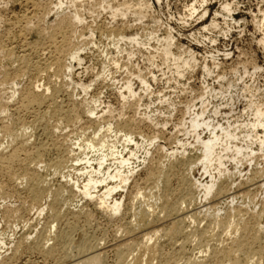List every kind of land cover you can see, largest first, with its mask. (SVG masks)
Masks as SVG:
<instances>
[{
	"label": "rangeland",
	"instance_id": "374dc122",
	"mask_svg": "<svg viewBox=\"0 0 264 264\" xmlns=\"http://www.w3.org/2000/svg\"><path fill=\"white\" fill-rule=\"evenodd\" d=\"M33 1L35 3H33ZM124 1L126 2L123 3V0H82V1L79 0L78 2L77 0L75 1L74 0L73 1L72 0H0V54H1L0 55V103H1L0 108L2 107L3 109V107H5L4 109H6L5 111L7 112L6 113L5 111H3L4 109L3 110L0 109L1 111L0 118H2L0 120V156L2 155V158H6L9 153H12L15 149H19L20 147H22L19 150L15 151L16 154L18 153L17 155L19 157L17 156V159L18 158L19 159L18 160L16 159L13 162L14 165H12V163H5L6 160L1 161V158H0V169L2 170V171L0 170L1 171L0 172V242L1 241L4 242V245L0 244V250H2L0 251V263H4V264L5 263L6 264H25V263L26 264H73L74 263L76 264L79 262V259H81L82 256L89 253V249L93 245L95 246V244L97 245L98 243L99 244L102 243L101 245L105 249L103 256H102V259H103L102 262L104 263L102 264L118 263V261L116 262V260H118L117 256H120V254H118L119 251L125 252L123 254V256L125 255L124 258L129 255L127 258H125L126 260L125 259L124 260L127 262H130V258L133 260L134 256H135L134 257L135 259L137 258L136 256L139 255V253L136 251V247L137 246L139 247L140 246L139 242H142L143 240L141 237L142 235L140 236L139 234H142L143 232H150L152 229L153 230L155 229V231L157 230L159 234H162L164 231H167L168 228H171V225L175 223L176 221L175 217L170 216V215L168 216L167 213L164 212L165 211L164 208L167 207L166 208L167 210L168 208H170V206H172L171 208L175 207L176 209H179L180 213H186V214L194 213V215L196 214L194 216L195 218L187 219L185 221L184 225L185 227L187 225V228H188V229L185 228L186 229L185 231L187 234L191 233V231L194 232L195 230L203 234L202 237H201V234L199 235L197 234L198 237L195 236V238L197 237L196 240H198L199 243L197 241H194L195 240L194 236L193 238L192 236L188 238L190 239V241L185 244L184 249H183V253L184 252L186 253V254L184 253L185 256L187 257L188 255L189 257L196 256L197 258V257L202 256V253H207L208 252L207 250L211 251L212 249H215V248L217 250L218 248L219 250H221V247L225 248V246H228V245L231 246V243L229 244V241L230 242L234 241L237 238H238L237 240H239L240 236L241 237L245 236L246 240L245 238L241 239L240 237L241 240L239 241H242L243 243H245L244 241L249 240L246 244H248L252 239H254L255 241L252 240L251 241L252 244L251 243L248 244L249 246L250 245L252 246V247L250 246L251 251L247 252L248 254L246 253L237 254V258L238 259L240 258L239 260L241 264L242 263L243 264H253L254 262H256L257 264H264V252H263L264 251V248H263L264 246V211H263L264 210V186H262V180H263L262 176L263 175L261 174L262 172H264V152L263 151L261 152L259 144L255 142V140H252V142L254 143L253 144L252 142L249 143L250 144L249 147L252 148V150L254 151V154L249 159L242 160L239 166L237 165V169H236L234 162L229 161L228 159L225 160L224 169L227 170L226 172L227 175L226 177L221 176L222 178L221 177L219 178L217 174V170L215 169L214 166H211L208 169L207 174L204 173L202 166L199 164L197 160V158L199 157V153L197 152L196 147H194L196 146L194 145L196 144L195 139H194L195 135L193 134L187 135L186 131L188 130V125L185 128L181 129L182 123L187 122L186 124H188L189 123L188 120H190V118H192L194 114L200 113L202 109L205 110L207 106L208 108L206 109L207 113L205 115V120L207 119V117H209L208 120H210L211 123L213 121L214 124L218 123L223 126L224 125L226 126L227 124L235 125L236 123L242 124L244 123V121L246 122L247 120L250 119L248 117L249 114L246 111H244V109L246 108V100L240 93H237V90L232 91L230 94L231 99L233 100V103L231 101L228 102L227 99L224 100L223 97L219 96V93L220 92L225 93L228 87L227 84L229 83L236 85V88H240L246 84L248 86H252L256 88L258 90L256 95L258 96V98H262V94L264 93V41H263V38H264V21H263L264 20L263 18L264 0H221V1L220 0H124ZM224 3H227L230 5V16L225 17V18L217 15L221 11V6ZM26 4L28 6H26ZM127 4L128 6L129 4L131 5L128 7ZM191 5L196 10L192 15H191L192 11L191 12L189 11ZM136 6H138V8ZM113 9L115 10L119 9L120 11L123 10L124 13L126 11L127 16L126 15L125 17L117 16V18L116 17L113 18L112 13L115 11ZM105 10H107L108 12ZM204 10L205 11L207 10V14L205 15V17L200 19V15H202ZM144 12H146L145 15H144ZM74 13L75 14L77 13L80 19L79 23H77L78 21L73 23L74 19L72 17L74 16L72 15H75ZM25 22L28 26H26ZM58 23H60V26ZM211 24H214V25H211ZM207 25L208 26L210 25V26L208 27ZM126 27L127 29H125ZM205 27L207 29H204ZM114 29H116L117 32H123V35L127 34L126 37H129L130 35H133V34H138L140 36V39L143 42L144 47H142V45L136 47V46L130 45L127 42L116 41V39L119 40L118 39L119 37L117 38L116 36L117 32ZM123 29L125 30L123 31ZM40 31L42 32L40 33ZM62 32H64V34ZM109 32L111 33L113 32L112 35L111 33L108 34ZM152 33L153 35L149 36V34H152ZM166 33L168 34L170 33L169 35L173 38L171 51H173L174 55L178 53L176 57H180L181 61H183V59L184 60L192 59V62L194 63V64L193 63L191 64L190 69L187 68L183 70L185 73L183 72L182 77H178L174 73V67H172L171 64H165L162 58L159 57L160 56L159 53L162 49V48H159L160 42L162 43L160 47H162L163 46L162 37L164 36L166 37ZM52 34L54 35V40H52L53 39ZM92 34L94 35L92 36ZM48 35L49 36L51 35V36L49 37ZM62 35H64L63 37L67 43H65L64 40L62 39L63 38ZM104 35H107L108 38ZM115 36L116 38H114ZM155 37L159 38L158 40L160 41H158L157 38ZM109 39L112 41H110ZM55 40H56V43H55ZM36 41L37 43H35ZM60 41L62 42L60 43ZM113 41H116V42H113ZM20 42H22L23 44L22 46H25V47L28 43L27 46L31 48V49L29 48L31 50V51L29 50V57L31 60L34 59L33 61L35 62L37 59H39V61L42 59L43 61L41 60L40 62L42 67H43L44 62L48 61L47 63L46 62L45 63L50 65V69L47 71L42 70L41 71L42 74H41L39 72L41 69L39 68L38 69L34 67H31V68L29 67L30 69L26 68L25 64L23 62H20L21 60L18 59V55H19L18 53L20 52L19 47H21V44L19 46H17V44H19ZM157 42H159V44ZM13 44L14 45L16 44V45L14 46ZM8 45L15 47L14 48L15 53L14 51L11 52L12 56L11 55L9 56V54L7 53L9 49ZM53 45L58 46L57 48H59V51ZM47 47L48 48L50 47V50ZM131 47H133V49ZM114 48L115 49L117 48V49L115 50ZM146 48H148L149 50L148 49L146 50ZM42 49L45 50L44 54L42 53L43 52ZM157 49L159 50V52H156L158 51ZM54 50L56 51L54 52ZM66 50L68 53L66 52ZM3 51L6 52L8 56L5 55ZM75 51L79 53V57L81 59L79 63L77 61L69 60L70 59L69 54ZM130 51L131 52L134 51L135 57L134 55L131 57H128L127 54H129ZM182 51H184L186 54L182 53ZM189 51L191 52L189 53ZM64 52H66L67 54H65ZM155 52L157 53L158 56H156ZM47 53L50 55L53 54V56H49ZM54 53H56V55H54ZM147 53H152L151 54L152 56L150 54L148 55ZM35 54L38 56H36ZM6 56L9 59L6 58ZM48 57L50 58L51 61L49 60ZM57 57L58 59H56ZM152 57L155 60L152 59ZM189 57H192V58H189ZM43 58H46V59L44 60ZM51 58H54V59H51ZM55 59L58 61L60 60L58 62L59 66L62 64L64 65V63L67 65L66 66L64 65V67L60 66L61 68L63 67L62 70L61 68L58 69V67L54 65ZM146 59H148L147 60L148 62L146 61ZM116 60H118L117 62L118 65L117 66L112 65V64H116ZM39 61L37 60L36 62H39ZM127 62H129V65ZM20 64L21 65L23 64V65L21 66ZM68 65L72 66V68L70 66V69H69L70 72L67 68ZM193 65H195L194 68H193ZM204 67L208 69L207 71L209 70L210 71L207 73L206 70H204ZM25 68L28 69V72ZM55 69L61 70L63 73H61V71L60 73H58L59 71ZM33 70L35 72L36 70H39V71L35 73ZM19 71H21V73ZM18 72H19V75L17 74ZM43 72L45 73L43 74ZM55 72H57L56 73L57 75L55 74ZM71 72H72V75L70 74ZM134 72L135 73L138 72L136 74V77L137 75L140 74L139 72H141L140 75L143 78H145V80H147V83H148L147 90L148 91H146V89H144L141 86L140 82L138 83L137 78L134 77L135 76ZM37 73H38V77L36 78ZM62 74H65V75H62ZM40 75L42 77H40ZM55 77H56V80L58 79L57 81L55 80ZM46 79H49V80L46 81ZM30 80H31V83H30ZM49 82L50 83L52 82L53 84H50ZM125 82L126 83L131 82L130 84L133 87L132 89L135 91L136 96L139 97V101H138V98L135 97L136 102L138 101L137 102L138 104L135 102V99L133 98L125 101L121 98V96H119L121 92L124 93V90L122 89V87L125 86L126 84ZM33 83H36L37 87L41 84H44L43 86H45L46 84L49 83V85H46L45 88L50 89L54 85L53 88L55 87L56 91H54L55 88L54 89L51 88L49 91H47L48 93L50 92L52 94L49 93L50 94L49 96L47 92L45 93L47 101L44 104L46 105H43L42 107L32 108L33 109L32 112H29V114L26 113L28 115H26L23 112H19L20 116L17 113H13L11 109L13 108V106H15L17 101H18L17 104L20 102L22 98V92L26 88H30L32 86L35 87ZM12 84L18 87L11 89L14 87V86H11ZM28 84H32V85L29 86ZM79 84L80 86H78ZM81 85L82 86L85 85L84 87L88 86L90 89H88L87 91H84ZM23 87H25V89ZM20 89L21 90L23 89L22 92ZM52 89L53 91L51 92ZM40 90H42V87L39 88L38 91ZM16 91L18 92L20 91V93L18 92L16 93ZM145 92L148 93V95ZM55 93H58V94L55 95ZM149 94H150V97H149ZM51 95L54 97H52ZM10 96L13 99L12 98L10 99L9 98ZM14 96H16L15 99H14ZM18 97H20V100ZM163 97L164 99L161 100V98ZM51 98H52V101L54 100L56 102L55 103L53 101L55 104L49 100ZM130 100L132 101V103ZM89 101H91L92 103L96 101L97 104L96 103L92 104ZM128 101H129V104L127 103ZM47 102L50 104H48ZM170 102H171V105H170ZM6 103H9V104L6 105ZM133 103L137 104L139 107H137V105ZM56 104H58L59 106H57ZM168 104L170 106L169 109L167 107ZM10 105L12 106L10 107ZM132 105H135V106H132ZM150 105L152 106L150 107ZM203 105L204 106L206 105V107H204ZM44 106L46 109L47 108L48 109L46 110ZM7 107H9L10 109L8 110L9 112L7 111L8 109ZM59 107L62 111L59 109ZM85 107L87 110L85 109ZM215 108L220 109L218 112V115H211L212 114L211 111H213ZM34 109L36 110V112ZM90 109L95 110L96 114L94 116H91L87 113V111ZM184 109H188V110H186L185 112ZM143 111L145 112V115ZM51 112L54 113L52 116H51ZM183 112H185L186 114H184ZM39 114L40 115L42 114V116H40ZM58 114L61 116H59ZM32 115L35 116V118H37L38 116L40 118L43 117L42 118L43 121L42 120L39 121L40 118L38 117L37 119L38 121L35 123L36 125L32 123V125L30 126V123H31L30 121L33 118ZM56 115L59 117H57ZM100 116L101 118L104 117L102 118L101 122L99 120L101 119ZM97 118H98V121H97ZM148 118H150L151 121H149ZM103 120H104V123H103ZM183 120L185 121L183 122ZM89 121H91L92 123H90ZM129 121L131 122L132 126L130 125ZM95 122L97 123L100 122V123L95 124ZM124 122L125 123L129 122L128 125H130V127L128 126L129 127L128 129L131 128L129 131L130 132L132 131L131 132L133 134L132 136L135 138L138 144L141 143V137H144L148 140L150 139L152 140L154 137H157V138L155 140L154 145L149 146V147L146 146L145 149H147L148 153L150 154V155L148 154L146 157H145V149L139 148L135 150V147L133 144L128 146V149H130L131 151L132 150L135 151L136 155L138 156V160L136 158L131 159L132 165L134 164V167H136L135 173L130 178V181L126 185L125 189L119 190L113 194V199L118 202H121L122 204L120 213L113 214L110 211L109 213L107 211H105L104 213V211L101 210L99 206H97L98 201H96L97 199L95 197L93 199L85 198V197L83 198L82 194L74 192L76 193L75 194L76 197H75L73 192H72L73 194L71 193V191L68 192L69 189H67L68 187L66 186V181L68 180V176L69 178H72L74 181L78 182V185H81L82 183H84L85 176L80 175L84 171L81 172L80 170H82L83 168H88L85 161H82L83 163L81 162L77 164L75 163L65 164V166L61 170H58L57 173L55 172L56 170L53 164L57 161L55 159H58V158L64 159L65 156H69L68 158L64 159L65 161H67L69 158H71V156L79 155L78 154L79 150L77 149L76 146H74V144H76V142L81 144L85 142V138L87 139V137L88 138L93 137V132H95V130L93 131V128H96V130H98L100 127H102L105 130L108 124H111L114 128H116L117 125L121 126L122 123ZM25 123H27L28 125H26ZM21 124H24V125H21ZM20 127L22 130H24V132L22 133L23 137L25 136V134L27 135L25 138H23L21 135L22 130L19 129ZM41 128L44 132L40 130ZM10 129L14 137L12 136L9 137L6 134L5 131L6 130L10 131ZM183 129H184V132L182 131ZM104 130L103 129L101 130L98 137L99 136L100 138L103 137L104 134L101 136L102 133H105V135L106 133H108V132H105ZM261 131H264V129L258 130L259 135L263 133ZM18 132L19 134L16 135V133ZM91 132H92V136H91ZM116 133L115 132L108 133L104 138L109 137V139L113 141L114 139L113 136L115 135L117 140L119 139L118 141H115V142L120 141L119 143H116L117 149L119 152H123L125 146H122L121 144H124L122 143L124 142V136H123L124 133L122 132H116ZM82 134L83 136L84 134L88 136L83 137ZM198 134H200L201 138H204V139L208 138V133L206 131L202 132L201 130H199ZM117 135L118 136L120 135V137L122 135L123 137L118 138ZM7 136L10 138V140H8L9 138ZM21 137L23 138L22 140H21ZM120 139L121 140L123 139V140L121 141ZM11 140L13 142L15 141V143H12ZM23 140H24V144H23ZM9 141L11 142L9 143V148H8L7 142ZM64 144H66L65 146H67V149H68V146L71 145V149L73 150L74 154L71 153L72 154L71 155L69 153V151L71 150L69 148L70 150L68 149V155H67V153H65L67 152V149L65 148ZM15 145L17 147H15ZM37 145L38 146L44 145V147L43 146L42 147L44 148L45 151L43 150V148L39 151L41 156L39 155V153L37 154L38 151L34 152V150H37V147H38ZM34 146H36V148ZM1 147L2 149L6 148V150L4 149V151H2ZM11 147L15 149H12ZM58 147H59V150H58ZM191 147H193V149L195 148L194 150L196 151H194ZM23 148L25 150H23ZM60 148L62 150L65 148V150L62 151ZM183 148L185 149L186 156L184 155V152L182 150ZM10 149H12V151ZM8 150H10L9 153H8ZM60 150L62 151V153L59 152ZM180 152H182L181 154L183 155L180 156ZM86 153L89 154V155L87 154L86 157L90 159L97 158V155L91 154L90 151H86ZM81 154H82V151H81ZM81 154L78 157L80 159H82V157L85 158V156ZM123 154L125 157H127L128 151H124ZM26 155L27 156L29 155V156L27 157ZM34 156H36L37 158ZM56 156H59V157L57 158ZM182 156H185L187 161L186 159H184V157L182 158ZM25 157L27 158V160L29 159L28 160L29 163L25 161L26 159ZM33 157L37 161L35 159L34 161H31L33 160ZM144 157L146 161L143 160ZM194 158L196 161L193 160ZM20 160L23 163H21ZM189 161H192L194 165H191L192 163H190ZM4 163L7 164L6 168L4 167L5 166ZM187 163L188 165H191V167L190 166L188 167ZM92 164L94 167H96L95 163H92ZM34 165L35 167L36 165H38L37 168H35ZM70 165H76V171L70 168H66L67 166L69 167ZM160 166H162L163 168ZM115 167H116L115 162L109 159L103 168L106 171L110 169V171L112 172L114 171ZM28 170L31 173H29ZM34 171L37 174L38 173L39 174L37 175ZM158 171L160 174H162L161 175L162 178L159 183L156 182L155 184L154 177H156ZM26 173L34 174L35 176H38L37 177L38 180L35 183L32 182L33 183L32 184L31 182L27 180V178H25ZM151 173H153L152 176L149 175ZM154 173H156L155 176H153ZM159 173L157 176L160 175ZM165 177L168 179H166ZM13 178L14 180H11ZM211 178L213 179L214 182H216V187L214 188L212 193L209 195V197H206V198L204 197L203 193L201 192L202 191L201 188L198 189L196 187L198 189L197 190L195 187H192L193 183L195 182L203 184V183L209 182ZM24 179H25V182H24ZM38 182H39V185H38ZM221 185L223 186L225 185L223 187L224 188L223 190L225 192H218L219 186ZM37 186L38 188H40L39 189L40 192L41 193L43 192V193H42V196L40 195V197H42L41 199L38 198L37 201H34V200H31L33 199V196L31 194V188L36 189ZM225 187H227V190L225 189ZM45 190L46 191L48 190V191L44 193ZM103 190H104L103 188L98 189L99 193L103 192ZM51 191H53V193H51ZM55 191L56 192L58 191V192L56 193ZM55 193L60 194L58 195V198ZM166 195H169V199H168V196ZM51 196H53V198L56 196V198L52 200L53 198ZM189 196H193V199H194V201L192 200L193 202H191V199H189L190 198ZM138 197H140L141 200L143 197V200H144V202L142 200L144 204L143 206H141L140 204L141 200H139ZM149 204L152 206L150 207V209L152 208L153 210L152 209L151 210L156 213H154L153 218L151 217L152 220L150 219L151 221L149 223V227H150L149 229H146L144 227L140 228L138 227L139 218H140L139 217L140 216L139 207L145 208L148 210ZM38 211L39 212L42 211V213H39ZM236 211L240 212L242 216L241 215L239 216L240 213L238 214ZM260 212H262V214ZM72 213L73 215L75 216L77 215L78 217L71 215ZM131 213L132 215L134 214V216H132ZM208 215H210L211 217ZM258 215H260L261 217L259 218ZM216 216H218L217 218L221 219L222 222L223 220H228L231 223L232 222L235 223V221H238L239 218H242L243 223H242V226L239 225L237 227V232L235 231V233L233 234V231H234L233 228L231 229V231L230 229L228 231V229L226 228L225 224L228 221H224L222 225L220 224V226H218L219 229H214L215 223H213L214 221L213 219ZM235 216L236 217L238 216L237 220H235L236 219ZM206 217H209V218H206ZM257 217H258V222H257ZM153 219L155 221H153ZM188 220L189 221L193 220L192 221L193 224H191V222L188 223L189 222ZM209 221H212V222H209ZM243 224L245 226H248V228L250 229L249 231H251L254 235L253 234L251 235L250 232L248 231L247 232L243 231L242 229L244 226ZM128 225H130L129 229H127L128 227H126ZM249 225L250 227L251 226L255 227L252 229L254 232L251 230L252 227L250 228ZM133 226L136 229L140 228L139 229L140 231L135 230ZM221 226L223 227L225 226V229L227 230H224V228ZM52 227H55V228L52 229ZM208 228H212L211 229L212 231H209L210 229ZM215 228L217 227L215 226ZM130 229H131V232H130ZM46 230L47 232L45 233ZM203 230L206 233L202 232ZM64 231L67 234L69 233L68 236L66 234V237L68 238H66L64 242L60 240L59 243H61L62 245L60 244L59 246L57 244L59 240L58 238H55L58 235H55V234H60V233L64 234ZM128 231L129 233H125ZM48 232L49 234L51 233L48 236L50 237V240H48L49 238L47 237ZM213 232L215 234L213 235L217 237H213V235L211 234ZM228 232L229 233L231 232V233L229 234ZM255 232H257L258 235ZM43 234H46V235H43ZM209 235H211L210 236L211 238H209ZM251 236L252 237L254 236V237L251 238ZM256 236L258 237L257 239H256ZM53 238H55V240L57 241L55 240L52 241ZM67 240L69 241V243ZM163 240L164 238L163 239L161 238L160 240H158V242L160 246H162L161 247L163 250L162 254L164 255L165 252L166 253L168 252V255L165 254L167 255V257L165 255L164 256L162 255L161 256L162 258L159 260L162 261L163 258H165V260L166 259L172 260L171 256L172 257L175 256L173 250H175L176 243L170 242L168 241V239L167 240L165 239L164 242ZM39 241L42 242V244L41 243L38 244ZM133 242L137 243L138 245L136 244L135 246H133L132 244H130ZM143 242H145V240H143ZM168 242L172 243L171 246H173L174 244V247H171L170 243ZM194 242L196 243V245ZM203 242H206V245H204L205 243ZM253 242H255V244ZM43 244H46L47 246ZM65 244L67 245L64 248L63 245ZM121 244H123L124 246ZM162 244L165 246H163ZM41 245H43V248ZM57 245L59 248H61L62 246L63 247L59 250V248L56 247ZM119 245L124 248L126 247V245L127 247L128 245L133 246V247L129 248L130 251L129 250L128 251L130 253L126 254L128 252L126 250L127 247L125 248L126 250L125 251L124 248L123 249L122 247L120 248ZM48 246H52L54 250L56 248L55 252H58L59 254L54 252L55 254L44 256L46 252L44 248L49 249ZM87 246L88 248H86ZM202 246L204 247L203 249H202ZM16 247L18 248V250ZM39 247L40 249H37V252H36V248H39ZM138 247H137V250H139ZM210 247L212 249H208ZM132 248H134L135 250H132ZM205 249H206V252H205ZM39 250L40 251L42 250V251L39 252ZM86 250L88 251L86 252ZM59 251H61V253ZM131 251H134V252L131 253ZM172 251L173 253H170ZM199 252L201 255L199 254ZM37 253L43 255L42 258L44 259L46 258V259L45 260L42 259L41 255ZM248 256L250 259L251 257L253 258V262H252V259L251 261L250 259L248 260ZM54 258H55V261H53ZM214 258L215 260L218 259V258L216 259V257ZM144 259L145 261L148 260L146 259V257H144ZM44 261H47V262H44ZM145 261L142 260L143 263L141 262V264H145L148 262V261L147 262ZM161 261L156 260L152 262L154 264H160ZM183 261L184 259L181 260V262ZM244 261L246 263H244Z\"/></svg>",
	"mask_w": 264,
	"mask_h": 264
},
{
	"label": "bare ground",
	"instance_id": "6f19581e",
	"mask_svg": "<svg viewBox=\"0 0 264 264\" xmlns=\"http://www.w3.org/2000/svg\"><path fill=\"white\" fill-rule=\"evenodd\" d=\"M73 1V0H72ZM75 1V0H74ZM79 0H77V2H78ZM80 1H82V0H80ZM221 1V0H220ZM31 2V1H30ZM116 2V1H115ZM124 2H126V1H124L123 0V3ZM33 3H35L34 1H33ZM130 3V2H129ZM159 3V2H158ZM136 4V3H135ZM34 5V4H33ZM109 5V4H108ZM122 5V4H121ZM131 4H129V6H130ZM26 6H28L27 4H26ZM31 6V5H30ZM35 6V5H34ZM34 6H33V8H34ZM124 6H126V5H124ZM127 6H128V4H127ZM128 6V7H129ZM150 6V5H149ZM107 7V6H106ZM118 7V6H117ZM121 7V6H120ZM137 8H138V6H136ZM126 8V7H125ZM134 8V7H133ZM24 9V8H23ZM140 9V8H139ZM185 9V8H184ZM109 10V9H108ZM113 10H115V9H113ZM112 10V11H113ZM125 10H127V9H125ZM133 10V9H132ZM146 10H147V8H146ZM105 11H107V10H105ZM112 11H111V13H112ZM189 11L191 12L192 11V13H191V15L196 11L195 9H194V7L191 5V7H190V9H189ZM199 11V10H198ZM108 12V11H107ZM110 12V11H109ZM137 12V11H136ZM139 12V11H138ZM189 12V13H190ZM145 13L146 12H144V15H145ZM233 13V12H232ZM12 14V13H11ZM75 14V13H74ZM141 14V13H140ZM207 14V10L205 11H203V13H202V15H200V19H202L203 17H205V15ZM112 15H113V18L114 17H116L117 18V16H121V17H125V15H126V11H125V13H124V11L122 10V11H120L119 9H116L113 13H112ZM133 15H135V14H133ZM218 16H221V17H229L230 16V5L229 4H227V3H224L222 6H221V11L217 14ZM45 16V15H44ZM72 16H74V17H72L73 19H74V21H73V23H75V22H77V23H79V21H80V19H79V17H78V15H77V13L75 14V15H72ZM111 16V15H110ZM127 16V15H126ZM138 16V15H137ZM42 17V16H41ZM112 17V16H111ZM144 17V16H143ZM181 17V16H180ZM72 18H71V20H72ZM145 18V17H144ZM155 18V17H154ZM263 18H264V15H263ZM37 19V18H36ZM39 19V18H38ZM70 19V18H69ZM195 19V18H194ZM215 19V18H214ZM137 20H138V18H137ZM25 21H26V19H25ZM28 21V20H27ZM114 21V20H113ZM143 21V20H142ZM154 21V20H153ZM182 21H184V20H182ZM264 21V20H263ZM155 23V22H154ZM185 23V22H184ZM189 23V22H188ZM25 24H26V22H25ZM59 24V26H60V23H58ZM211 25H214V24H211ZM218 25V24H217ZM26 26H28L27 24H26ZM58 26V25H57ZM62 26V25H61ZM208 26V25H207ZM210 26V25H209ZM208 26V27H209ZM25 27V26H24ZM212 27V26H211ZM57 28V27H56ZM59 28V27H58ZM125 29H127V27L125 28ZM125 29H123V31L125 30ZM204 29H207L206 27L204 28ZM212 29V28H211ZM45 30V29H44ZM115 31H116V29H114ZM121 30V29H120ZM10 31V30H9ZM58 31V30H57ZM119 31V30H118ZM211 31V30H210ZM42 31H40V33H41ZM44 32V31H43ZM46 32V31H45ZM92 32V31H91ZM117 32V31H116ZM144 32V31H143ZM165 32H167V31H165ZM169 32V31H168ZM39 33V32H38ZM56 33V32H55ZM63 34H64V32H62ZM70 33V32H69ZM111 32H109L108 34H110ZM113 33V32H112ZM112 33H111V35H112ZM136 33V32H135ZM19 34V33H18ZM107 34V33H106ZM140 34V33H139ZM142 34V33H141ZM148 34V33H147ZM168 33H166V37L164 36V37H162L163 38V40H162V42H163V46L162 47H160L161 46V42H160V46H159V48H162L161 49V51H160V58H162V60L164 61V63L165 64H171L172 65V67H174V73L178 76V77H182V75H183V70H185V69H187V68H191V64L193 63L192 62V59H190V60H184L183 59V61H181V58L180 57H176L177 56V54L178 53H176V55H174V53H173V51H171V48H172V43H173V38L168 34ZM39 35V34H38ZM41 35V34H40ZM53 35V34H52ZM67 35V34H66ZM94 34H92V36H93ZM126 35L127 34H125V35H123V32H117L116 33V36H117V38L119 39V40H117L116 39V41H122V42H127V43H129L130 45H132V46H136V47H138V46H140V45H142V47H144L143 46V42H142V40L140 39V36L138 35V34H133V35H130L129 37H126ZM150 35H153V33L152 34H149V36ZM9 36V35H8ZM49 36V35H48ZM51 36V35H50ZM49 36V37H50ZM64 35H62V37H63ZM104 36H106L107 37V35H104ZM116 36L114 37V38H116ZM191 36V35H190ZM41 37V36H40ZM53 37V39L52 40H54V35L52 36ZM51 37V38H52ZM66 37V36H65ZM143 37H144V35H143ZM148 37V36H147ZM13 38V37H12ZM51 38H49V39H51ZM108 38V37H107ZM110 38V37H109ZM112 38V37H111ZM113 38V39H114ZM150 38V37H149ZM155 38H157V37H155ZM161 38V37H160ZM182 38V37H181ZM63 40H64V42L65 43H67L66 41H65V39H64V37L62 38ZM61 39V40H62ZM159 38H157V40H158ZM72 40V39H71ZM110 40V39H109ZM115 40V39H114ZM151 40H153V39H151ZM110 41H112V40H110ZM116 41H113V42H116ZM148 41V40H147ZM158 41H160V40H158ZM176 41V40H175ZM263 41H264V38H263ZM8 42V41H7ZM22 42H23V40H22ZM22 42H20L19 44H17V46H19L20 44H21V47H19V50H20V52L19 51H17V52H19L17 55H18V59L19 60H21L20 62H23L24 64H25V67L26 68H31V67H34V68H36V69H41L40 71L39 70H36V72L37 71H39L40 73H41V71L43 70V71H47V70H49L50 69V65L49 64H46L45 62H44V64H43V67H42V65H41V60L39 61V59H37L39 62H34L33 60H31L30 59V57H29V50L31 49L29 46H27L28 45V43H27V45H26V47L25 46H22L23 44H22ZM62 41H60V43H61ZM35 43H37V41L35 42ZM52 43H53V41H52ZM55 43H56V40H55ZM64 43V44H65ZM158 44H159V42H157ZM263 43V42H262ZM59 44V43H58ZM57 44V45H58ZM73 44V43H72ZM112 44V43H111ZM14 45V44H13ZM16 45V44H15ZM14 45V46H15ZM56 45V44H55ZM129 45V46H130ZM174 45H176V44H174ZM9 46V45H8ZM8 46H6V47H8ZM51 46V45H50ZM54 46V45H53ZM128 46V47H129ZM152 46V45H151ZM11 47V48H10ZM28 47V48H27ZM32 47H33V45H32ZM39 47V46H38ZM42 47V46H41ZM54 47H58V46H54ZM54 47H52V48H54ZM116 47V46H115ZM119 47V46H118ZM117 47V48H118ZM147 47V46H146ZM148 47H149V45H148ZM158 47V46H157ZM4 48V47H3ZM15 47H13V46H9V49H8V51H7V53L9 54V56L11 55V52H13L15 49H14ZM17 48V47H16ZM30 48V49H29ZM43 48V47H42ZM48 48V47H47ZM56 48H54V49H56ZM70 48V47H69ZM77 48V47H76ZM79 48V47H78ZM116 48V49H117ZM132 49H133V47H131ZM151 48V47H150ZM154 48V47H153ZM158 48V49H159ZM46 49V48H45ZM49 50H50V47L48 48ZM48 49H47V51H48ZM58 49V51H59V48H57ZM63 49V48H62ZM115 49V48H114ZM115 49V50H116ZM136 49V48H135ZM148 48H146V50H147ZM155 49V48H154ZM157 49V50H158ZM3 50V49H2ZM7 50V49H6ZM43 50V49H42ZM53 50V49H52ZM78 50V49H77ZM81 50V49H80ZM79 50V51H80ZM122 50V49H121ZM129 50V49H128ZM137 50V49H136ZM145 50V49H144ZM149 50V49H148ZM160 50V49H159ZM159 50L158 51H156V52H159ZM185 50H186V48H185ZM5 51V50H4ZM3 51V53H5V55H7L8 56V54L6 53V52H4ZM31 51V50H30ZM44 51L45 50H43V54H44ZM56 50H54V52H55ZM61 51V50H60ZM69 51V50H68ZM74 51V50H73ZM138 51V50H137ZM66 52H67V50H66ZM66 52H64L65 54H67ZM71 52V51H70ZM81 52V51H80ZM117 52V51H116ZM142 52V51H141ZM146 52H148V51H146ZM155 52V54H156V56H158L157 55V53ZM191 51H189V53H190ZM14 53H15V51H14ZM49 53V52H48ZM47 53V54H48ZM50 53H51V51H50ZM57 53V52H56ZM56 53H54V55H56ZM60 53V52H59ZM123 53V52H122ZM182 53H185L184 51H182ZM188 53V54H189ZM32 54H33V52H32ZM40 54V53H39ZM42 54V55H43ZM102 54V53H101ZM142 54V53H141ZM148 55L150 54H152V53H147ZM186 54V53H185ZM184 54V55H185ZM1 55V54H0ZM4 55V54H3ZM36 55V54H35ZM49 56H53V54L52 55H50V54H48ZM108 55V54H107ZM128 55V57H131V56H133L134 55V51L133 52H129V54H127ZM191 55V54H190ZM189 55V56H190ZM194 55V54H193ZM214 55V54H213ZM6 56V58H8ZM12 56V55H11ZM36 56H38V55H36ZM152 56V55H151ZM154 56V55H153ZM182 56H183V54H182ZM43 57V56H42ZM47 57V56H46ZM55 57V56H54ZM69 57H70V61L72 60V61H77L78 63H79V61L81 60L80 59V57H79V53L77 52V51H75V52H73V53H70L69 54ZM68 57V58H69ZM134 57H135V55H134ZM147 57V56H146ZM145 57V58H146ZM149 57V56H148ZM159 57H158V59H159ZM193 57V56H192ZM192 57H189V58H192ZM5 58V57H4ZM11 58V57H10ZM32 58V57H31ZM36 58V57H35ZM38 58V57H37ZM41 58V57H40ZM49 58V57H48ZM60 58V57H59ZM66 58V57H65ZM151 58V57H150ZM186 58V57H185ZM204 58V57H203ZM3 59V58H2ZM9 59V58H8ZM15 59H16V57H15ZM17 59V60H18ZM44 60L46 59V58H43ZM51 59H54V58H51ZM56 59H58V57L56 58ZM54 60V65L55 66H57L58 67V69H60L61 67L60 66H63L64 67V65L66 66L67 64H65L64 63V65L62 64V65H60L59 66V61L58 60ZM133 59V58H132ZM152 59H154L153 57H152ZM187 59V58H186ZM196 59V58H195ZM49 60H50V58H49ZM107 60V59H106ZM148 59H146V61H147ZM155 60V59H154ZM43 61V60H42ZM51 61V60H50ZM61 61H63V60H61ZM128 61H129V59H128ZM150 61V60H149ZM152 61V60H151ZM18 62V61H17ZM112 62H113V60H112ZM117 62H118V60H116V64H112V63H110V64H112V65H118L117 64ZM148 62V61H147ZM161 62V61H160ZM51 63V62H50ZM70 63H72V62H70ZM128 63V65H129V62H127ZM209 63V62H208ZM212 63V62H211ZM219 63V62H218ZM15 64V63H14ZM52 64V63H51ZM61 64V63H60ZM69 64V63H68ZM194 64V63H193ZM197 64V63H196ZM11 65V64H10ZM21 65V64H20ZM23 65V64H22ZM21 65V66H22ZM127 65V64H126ZM198 65V64H197ZM54 66V67H55ZM70 66L71 65H68V70L70 69ZM115 66V67H116ZM155 66V65H154ZM194 66L195 65H193V68H194ZM205 66H207V65H205ZM212 66V65H211ZM51 67H52V65H51ZM63 67L61 68V70L63 69ZM132 67V66H131ZM156 67V66H155ZM201 67V66H200ZM25 68V69H26ZM29 68V69H30ZM66 68V67H65ZM64 68V69H65ZM71 68H72V66H71ZM103 68H104V66H103ZM108 68V67H107ZM121 68H122V66H121ZM127 68V67H126ZM130 68V67H129ZM192 68V69H193ZM196 68V67H195ZM19 69V68H18ZM21 69V68H20ZM23 69H24V67H23ZM117 69V68H116ZM132 69V68H131ZM130 69V70H131ZM137 69V68H136ZM161 69V68H160ZM167 69V68H166ZM234 69V68H233ZM4 70V69H3ZM27 70V72H28V69H26ZM55 70H57V69H55ZM54 70V71H55ZM61 70H57V71H59L58 73H60V71ZM128 70V69H127ZM170 70V69H169ZM204 70H206V72L208 73L209 71H207L208 69L206 68V67H204ZM235 70V69H234ZM18 71V70H17ZM17 71H15V72H17ZM25 71V70H24ZM34 71V70H33ZM65 71H67V70H65ZM71 71H72V69H71ZM163 71V70H162ZM20 73H21V71H19ZM19 72L17 73L18 75H19ZM31 72V71H30ZM35 72V71H34ZM35 72V73H36ZM53 72V71H52ZM69 72H70V70H69ZM69 72H68V74H69ZM187 72V71H186ZM39 73V74H40ZM45 72H43V74H44ZM54 73V72H53ZM57 72H55V74H56ZM61 73H63L62 71H61ZM128 73H129V71H128ZM132 73V72H131ZM138 73V72H137ZM137 73H135L134 72V77H136V74ZM140 74H141V72H139ZM185 73V72H184ZM243 73H244V71H243ZM42 74V73H41ZM71 75H72V72L70 73ZM137 75V80H138V83L140 82V84H141V86L144 88V89H146V91H148L147 89H148V83H147V80H145V78H143L141 75ZM161 74V73H160ZM17 75V76H18ZM21 75V74H20ZM57 75V74H56ZM55 75V76H56ZM61 75V74H60ZM59 75V76H60ZM62 75H65V74H62ZM70 75V76H71ZM130 75V74H129ZM5 76V75H4ZM131 76V75H130ZM170 76V75H169ZM213 76V75H212ZM38 77V73H37V76H36V78ZM40 77H42L41 75H40ZM68 77V76H67ZM185 77V76H184ZM218 77H219V75H218ZM3 78V77H2ZM47 78H49V77H47ZM53 78V77H52ZM59 78V77H58ZM69 79H70V77H69ZM175 79V78H174ZM49 79H46V81H48ZM55 80H56V77H55ZM58 80V79H57ZM56 80V81H57ZM154 80H156V79H154ZM41 81H42V79H41ZM105 81V80H104ZM231 82V81H230ZM241 82V81H240ZM30 83H31V80H30ZM41 83V82H40ZM45 83V82H44ZM50 83V82H49ZM49 83L48 84H46V85H49ZM95 83V82H94ZM115 83V82H114ZM126 83V82H125ZM131 83V82H130ZM130 83H126L125 84V86H123L122 87V89L124 90V93H122L121 92V94L119 95V96H121V98L123 99V100H128V99H131V98H133V99H135V97H137L138 98V101H139V97L138 96H136V93H135V91L132 89L133 87H132V85L130 84ZM235 83V82H234ZM50 84H53L52 82L50 83ZM55 84V83H54ZM69 84V83H68ZM29 86L30 85H32V84H28ZM27 85V86H28ZM33 85H35V87L34 86H32V87H30V88H26L25 89V87H23L25 90L22 92V90H21V92H22V98H21V100H20V97H18L19 98V100H20V102L17 104V102H16V104H15V106H13V108L11 109L12 110V112L13 113H17L18 115H19V112H23V113H28L29 114V112H32V108H34V107H42L43 105H46V104H44V103H46V101H47V98H46V96H45V93L47 92V91H49L51 88H53V86L50 88V89H48V88H45L46 87V85L45 86H43L44 84H41V85H39L38 87L36 86L37 84L36 83H33ZM61 85V84H60ZM90 85V84H89ZM221 85V84H220ZM228 85V87H227V91H225V93L224 92H220L219 93V96L220 97H223V99L224 100H226L227 99V101L229 102V101H231L232 103H233V100L231 99V96H230V94H231V92L232 91H234V90H237V93H240L244 98H245V100H246V108L244 109V111H246L248 114H249V120H247L246 122L244 121V123H242V124H235V125H231V124H227L226 126L224 125H220V124H214V122L212 121V123H211V121L210 120H208V118L209 117H207V119L205 120V115H206V113H207V111H206V109L208 108V106L206 107V105L204 106V107H206L205 108V110L204 109H202L201 111H200V113H198V114H194V116L192 117V118H190V120H188V124H186V123H182V121H181V129L182 128H185L187 125H188V130L186 131L187 132V135L188 134H193V135H195V143L196 144H194V145H196V146H194V147H196V149H197V152L199 153V157L197 158V160H198V162H199V164L202 166V169H203V171H204V173L205 174H207L208 173V169L211 167V166H214L215 167V169L217 170V174H218V176H219V178L221 177V176H225L226 177V172H227V170L226 169H224V167H225V160H229V161H232V162H234V164H235V166H236V169H237V165L239 166V164L241 163V161L242 160H244V159H249L253 154H254V151L252 150V148L251 147H249V143H251L252 142V140H255V142H257L258 144H259V147H260V150H261V152L263 151L264 152V131H261V132H263L261 135H259V133H258V130L259 129H264V93L262 94V98H258V96L256 95V93L258 92V90L256 89V88H254V87H252V86H248V85H243L242 87H240V88H236V85H234V84H232V83H229V84H227ZM11 86H14L13 88H11V89H14L15 87H18V86H16V85H11ZM28 86V87H29ZM67 86V85H66ZM78 86H80V84L78 85ZM85 86V85H84ZM84 86H82L81 85V87H82V89L84 90V91H87L88 89H90L88 86L87 87H84ZM94 86V85H93ZM207 86V85H206ZM42 87V90H40V91H38L39 90V88H41ZM44 87V88H43ZM56 87H58V86H56ZM91 87V86H90ZM55 88V87H54ZM53 88V89H54ZM59 88H61V87H59ZM223 88V87H222ZM260 88V87H259ZM258 88V89H259ZM53 89L51 90V92L53 91ZM220 89V88H219ZM10 90V89H9ZM54 91H56V88H55V90ZM201 91H202V89H201ZM209 91V90H208ZM18 91H16V93H17ZM59 92V91H58ZM15 93V94H16ZM18 93H20V91L18 92ZM48 93V92H47ZM50 93V92H49ZM48 93V94H49ZM86 93V92H85ZM146 93V92H145ZM236 93V92H235ZM260 93V92H259ZM11 94V93H10ZM15 94H13V95H15ZM50 94H52V93H50ZM50 94H49V96H50ZM56 94H58V93H55V95ZM97 94V93H96ZM147 95H148V93H146ZM18 95V94H17ZM146 95V96H147ZM12 96V95H11ZM9 97L10 99L12 98V97ZM52 96V95H51ZM8 97V96H7ZM15 97L16 96H14V99H15ZM52 97H54V96H52ZM144 97V96H143ZM148 97V96H147ZM149 97H150V94H149ZM170 97V96H169ZM216 97V96H215ZM50 98V97H49ZM120 98V97H119ZM120 98V99H121ZM201 98V97H200ZM13 99V98H12ZM53 99H55V98H53ZM132 99V100H133ZM164 99V97L163 98H161V100H163ZM50 101H52V98L51 99H49ZM48 100V101H49ZM94 100V99H93ZM158 100V99H157ZM6 101V100H5ZM54 101V100H53ZM52 101V102H53ZM60 101V100H59ZM96 101H98V100H96ZM96 101L94 102V103H92L91 101H89V102H91L92 104H95L96 103ZM131 101V100H130ZM137 101V102H138ZM159 101V100H158ZM203 101V100H202ZM10 102H11V100H10ZM55 102V101H54ZM53 102V103H54ZM135 102H136V99H135ZM136 102V103H137ZM157 102V101H156ZM48 103V102H47ZM56 103V102H55ZM54 103V104H55ZM86 103V102H85ZM128 104H129V101L127 102ZM126 103V104H127ZM131 103H132V101H131ZM148 103V102H147ZM166 103H168V102H166ZM205 103V102H204ZM220 103V102H219ZM1 104V103H0ZM7 104H9V103H6V105ZM48 104H50V103H48ZM97 104V103H96ZM133 104H135V103H133ZM138 104V103H137ZM137 104H135V105H137ZM155 104V103H154ZM208 104V103H207ZM53 105V104H52ZM57 106H59L58 104H56ZM87 105H89V104H87ZM135 105H132V106H135ZM170 105H171V102H170ZM173 105V104H172ZM187 105V104H186ZM217 105V104H216ZM1 106V105H0ZM9 106V105H8ZM12 105H10V107H11ZM84 106V105H83ZM93 106V105H92ZM131 106V107H132ZM148 106H149V104H148ZM147 106V107H148ZM152 105H150V107H151ZM178 106V105H177ZM201 106V105H200ZM213 106V105H212ZM89 107V106H88ZM137 107H139L138 105H137ZM143 107V106H142ZM141 107V108H142ZM167 107H168V109H169V104L167 105ZM173 107V106H172ZM185 107V106H184ZM217 107V106H216ZM5 107H3V109H4ZM8 109H7V111L8 110H10L9 109V107H7ZM44 108H45V106H44ZM52 108V107H51ZM91 108V107H90ZM136 108V107H135ZM187 108V107H186ZM0 109H2V107L0 108ZM2 109V110H3ZM40 109V108H39ZM46 109V108H45ZM48 109V108H47ZM46 109V110H47ZM54 109V108H53ZM59 109H60V107H59ZM85 109H86V107H85ZM84 109V110H85ZM96 109V108H95ZM138 109V108H137ZM146 109H148V108H146ZM164 109V108H163ZM200 109V108H199ZM218 108H215L213 111H211L212 112V114L211 115H218V112H219V110L220 109H218ZM6 109H4L3 111H5ZM35 110V109H34ZM55 110V109H54ZM53 110V111H54ZM57 110V109H56ZM61 110V109H60ZM87 110V109H86ZM151 110V109H150ZM174 110V109H173ZM185 110V112H186V110H188V109H184ZM191 110V109H190ZM40 111V110H39ZM45 111V110H44ZM52 111V112H53ZM58 111V110H57ZM62 111V110H61ZM60 111V112H61ZM6 112V111H5ZM9 112V111H8ZM35 112H36V110H35ZM51 112V116L54 114V113H52ZM77 112V111H76ZM107 112V111H106ZM144 112V111H143ZM175 112H176V110H175ZM182 112V111H181ZM185 112H183L184 114H186ZM189 112V111H188ZM191 112H193V111H191ZM190 112V113H191ZM3 113V112H2ZM7 113V112H6ZM6 113H5V115H6ZM43 113V112H42ZM87 113L89 114V115H91V116H94L96 113H95V110L94 109H90V110H88L87 111ZM135 113V112H134ZM157 113V112H156ZM155 113V114H156ZM0 114H1V111H0ZM22 114V113H21ZM28 114H26V115H28ZM47 114V113H46ZM60 114V113H59ZM58 114V115H59ZM104 114H105V112H104ZM111 114V113H110ZM158 114V113H157ZM4 115V114H3ZM18 115H16V116H18ZM40 115V114H39ZM103 115V114H102ZM144 115H145V112H144ZM151 115H153V114H151ZM161 115V114H160ZM227 115V114H226ZM1 116V115H0ZM14 116H15V114H14ZM20 116V115H19ZM31 116V115H30ZM33 116V115H32ZM40 116H42V114L40 115ZM48 116V115H47ZM50 116V115H49ZM57 116V115H56ZM59 116H61V115H59ZM59 116H57V117H59ZM67 116V115H66ZM97 116V115H96ZM140 116V115H139ZM149 116V115H148ZM159 116V115H158ZM162 116V115H161ZM166 116V115H165ZM39 117V116H38ZM38 117L37 118H35V116H33V118H32V120L30 121L31 123H30V126L32 125V123L33 124H35L38 120ZM184 117V116H183ZM190 117V116H189ZM19 118V117H18ZM40 118V117H39ZM43 117H41L40 119H39V121L40 120H42L43 121V119H42ZM51 118V117H50ZM53 118V117H52ZM100 118H101V116H100ZM102 118H104V117H102ZM102 118L101 119H99L100 120V122L102 121ZM106 118V117H105ZM124 118V117H123ZM152 118V117H151ZM181 118V117H180ZM2 118H0V120H1ZM107 119V118H106ZM147 119V118H146ZM149 119V121H151L150 120V118H148ZM183 119V118H182ZM189 119V118H188ZM215 119V118H214ZM225 119H226V117H225ZM240 119V118H239ZM18 120V119H17ZM59 120V119H58ZM70 120V119H69ZM76 120H78V119H76ZM88 120V119H87ZM109 120V119H108ZM154 120V119H153ZM208 120V121H207ZM24 121H25V119H24ZM45 121V120H44ZM93 121H94V119H93ZM97 121H98V118H97ZM114 121V120H113ZM185 120H183V122H184ZM243 121V120H242ZM13 122V121H12ZM29 122V121H28ZM67 122H68V120H67ZM90 123H92L91 121H89ZM99 122V123H100ZM130 122V121H129ZM129 122H124V123H122V125L121 126H116V128H114L111 124H108L107 125V128L104 130V128H102V127H100L98 130H96V128H93V131L95 130V132H93V137H87V139L85 138V142H83V143H77L76 142V144H74V146H76L77 147V149L79 150V152H78V154L79 155H74V156H71V158H69L67 161H65L64 159L65 158H68L69 156H65L64 157V159L63 158H58L59 156H56L58 159H55V160H57L54 164H53V166H54V168H55V172L57 173V171L58 170H61L64 166H65V164H77V163H81L82 161H85V163H86V165L88 166V168H83L82 170H80V169H78V170H80L81 172L82 171H84V172H82V174H80L81 176H85V179H84V183H82L81 185H78V182H76V181H74L72 178H69V176H68V180L66 181V186L68 187L67 189H69L68 190V192L69 191H71V193L73 192H76V193H79V194H82L83 195V198L85 197V198H90V199H93L94 197L97 199L96 201H98V205L97 206H99L100 207V209L101 210H103L104 211V213H105V211H107L108 213H109V211L110 212H112L113 214H116V213H120V211H121V207H122V204H121V202H118V201H116V200H114L113 199V194L115 193V192H117V191H119V190H123V189H125L126 188V185L128 184V182L130 181V178L132 177V175L135 173V170H136V167H134V164L132 165V163H131V159L132 158H136L137 160H138V156L136 155V153H135V151H131L130 149H128V146L129 145H131V144H133L134 145V147H135V150L136 149H141V148H143V149H145L146 148V146H152V145H154L155 144V140H156V138L157 137H154L152 140L150 139V140H148V139H146V138H144V137H141V143L140 144H138V142H136V140H135V138L132 136L133 134L129 131L130 129H128L129 127H130V125H131V122H130V125H128L129 124ZM179 122V121H178ZM219 122V121H218ZM229 122V121H228ZM232 122V121H231ZM235 122V121H234ZM38 123H40V122H38ZM47 123V122H46ZM45 123V124H46ZM97 122H95V124H96ZM99 123H97V124H99ZM103 123H104V120H103ZM108 123V122H107ZM120 123V122H119ZM149 123V122H148ZM167 123V122H166ZM226 123V122H225ZM239 123V122H238ZM13 124V123H12ZM16 124H18V123H16ZM26 125H28L27 123H25ZM165 124V123H164ZM21 125H24V124H21ZM20 125V126H21ZM26 125H25V127H26ZM36 125V124H35ZM43 125V124H42ZM101 125V124H100ZM3 126V125H2ZM10 126V125H9ZM38 126V125H37ZM36 126V127H37ZM50 126V125H49ZM56 126V125H55ZM129 126V127H128ZM132 126V125H131ZM139 126V125H138ZM143 126V125H142ZM145 126V125H144ZM165 126V125H164ZM167 126V125H166ZM176 126V125H175ZM180 126V125H179ZM4 127V126H3ZM15 127V126H14ZM25 127H23V128H25ZM43 127V126H42ZM97 127V126H96ZM106 127V126H105ZM161 127V126H160ZM44 128V127H43ZM46 128V127H45ZM138 128V127H137ZM153 128V127H152ZM162 128V127H161ZM179 128V127H178ZM7 129V128H6ZM19 129H21V127L19 128ZM104 130L105 132H108V133H116V132H122V133H124V142H122V143H124V144H121L122 146H125L124 147V151H128V156L127 157H125L124 156V154H123V152H119L118 151V149H117V146H116V143H119V142H115V141H118L117 140V138H116V136L114 135L113 137H114V139H113V141L112 140H110L109 139V137L108 138H104L108 133H106V135H105V133H102L101 134V136L103 135V137H101L100 138V136L98 137V135L100 134V132H101V130ZM135 129V128H134ZM14 130V129H13ZM22 130V129H21ZM40 130H42V128L40 129ZM47 130V129H46ZM45 130V131H46ZM54 130V129H53ZM86 130V129H85ZM176 130V129H175ZM199 130H201L202 132L203 131H206L207 133H208V138L207 139H204V138H201V136H200V134H198V131ZM43 131V130H42ZM82 131H83V129H82ZM103 131V132H104ZM183 132H184V129L182 130ZM181 131V132H182ZM6 132V134L9 136V137H14L13 136V134H12V132H11V129H10V131L9 130H6L5 131ZM20 132V131H19ZM19 132L18 133H16V135L17 134H19ZM24 132V130H22V132H21V135H22V137H23V133ZM44 132V131H43ZM138 132V131H137ZM186 132H185V134H186ZM260 132V131H259ZM25 133H26V131H25ZM24 133V134H25ZM49 133V132H48ZM28 134V133H27ZM117 134V133H116ZM48 135V134H47ZM139 135V134H138ZM7 136V137H8ZM27 135L25 134V136L23 137V138H25ZM81 136V135H80ZM82 136H83V134H82ZM84 136H88V135H85L84 134ZM83 136V137H84ZM91 136H92V132H91ZM118 136V135H117ZM122 135H121V137H123ZM8 137V138H9ZM18 137H19V135H18ZM21 137V140L23 139ZM32 137V136H31ZM67 137V136H66ZM120 137V135L118 136V138H121ZM4 138V137H3ZM80 138V137H79ZM98 138H100V139H98ZM98 139V140H97ZM172 139V138H171ZM8 140H10V138L8 139ZM13 140H14V138H13ZM20 140V141H21ZM26 140V139H25ZM121 140V139H120ZM123 140V139H122ZM121 140V141H122ZM12 141V140H11ZM11 141H9V142H7L8 143V148H9V143L11 142ZM20 141H18V142H20ZM29 141V140H28ZM27 141V142H28ZM45 142V141H44ZM186 142V141H185ZM12 143H15V141L13 142L12 141ZM16 143H17V141H16ZM22 143V142H21ZM25 143H26V141H25ZM29 143V142H28ZM28 143H27V145H28ZM51 143V142H50ZM188 143V142H187ZM254 142H252V144H253ZM20 144V143H19ZM19 144H17V145H19ZM23 144H24V140H23ZM22 144V145H23ZM40 144V143H39ZM42 144H44V143H42ZM192 144V143H191ZM12 145V144H11ZM21 145V144H20ZM44 145H46V144H44ZM44 145H42L43 147H44ZM66 144H64V146H65ZM120 145V144H119ZM184 145H186V144H184ZM255 145V144H254ZM3 146V145H2ZM38 146V145H37ZM42 146H38L37 147V150H34V152L35 151H38L37 152V154L39 153V151L43 148ZM63 146V147H64ZM182 146V145H181ZM190 146H192V145H190ZM15 147H17L16 145H15ZM19 147V146H18ZM35 148H36V146H34ZM61 147V146H60ZM62 147V148H63ZM73 147V146H72ZM184 147V146H183ZM189 147V146H188ZM12 148V147H11ZM20 148H22V147H20ZM19 148V149H20ZM25 148V147H24ZM23 148V150H25ZM65 148L67 149V146H65ZM65 148L63 149V150H65ZM71 149V145H69L68 146V149ZM159 148V147H158ZM182 148V147H181ZM192 149H193V147H191ZM1 149H2V147H1ZM5 150H6V148H4ZM4 149H2V151H4ZM12 149H15V148H12ZM12 149H10L11 151H12ZM19 149H15L12 153H9V151L10 150H8V156L6 157V158H2V155L0 156V158H1V161L3 160V161H5L6 160V162L5 163H12V165H14L13 164V162L17 159V154H16V150H19ZM57 149V148H56ZM61 149V148H60ZM68 149H67V152H65V153H67V155H68ZM69 149V150H70ZM195 149V148H194ZM193 149V150H194ZM43 150H44V148H43ZM47 150V149H46ZM52 150V149H51ZM58 150H59V147H58ZM62 150V149H61ZM59 151V152H61L62 153V151ZM183 150V152H184V155H185V149L183 148L182 149ZM259 150V149H258ZM22 151V150H21ZM45 151V150H44ZM81 151H82V154H81ZM86 151H90L91 152V154H96L97 155V158H94V159H90V158H88V157H86L87 156V154L88 153H86ZM140 151V150H139ZM194 151H196V150H194ZM18 152V151H17ZM42 152V151H41ZM57 152V151H56ZM162 152H163V150H162ZM161 152V153H162ZM174 152V151H173ZM178 152V151H177ZM193 152V151H192ZM23 153V152H22ZM25 153H26V151H25ZM28 153V152H27ZM69 153L71 154V153H73V150L71 149L70 151H69ZM182 152H180V156L181 155H183V154H181ZM188 153V152H187ZM24 154V153H23ZM29 154V153H28ZM31 154V153H30ZM36 154V155H37ZM59 154V153H58ZM58 154H56V155H58ZM74 154V153H73ZM77 154V153H76ZM80 154L81 155H83V156H85V158H83L82 157V159H80L78 156H80ZM99 154V155H98ZM149 153H148V151H147V149H145V157L148 155ZM164 154V153H163ZM176 154V153H175ZM178 154V153H177ZM251 154V155H250ZM39 155L41 156V154L39 153ZM63 155V154H62ZM72 155V154H71ZM89 155V154H88ZM150 155V154H149ZM4 156V155H3ZM6 156V155H5ZM27 156V155H26ZM29 156V155H28ZM27 156V157H28ZM39 156V157H40ZM173 156V155H172ZM186 156V155H185ZM185 156H182V158L184 157V159H186L185 158ZM188 156V155H187ZM19 157V156H18ZM34 157H36V156H34ZM33 157V160H31V161H34V158ZM43 157V156H42ZM53 157V156H52ZM55 157V156H54ZM145 157L143 158V160L144 161H146L145 160ZM174 157V156H173ZM172 157V158H173ZM197 157V156H196ZM240 157V158H239ZM26 158V157H25ZM31 158H32V156H31ZM37 158V157H36ZM41 158V157H40ZM188 158V157H187ZM240 160H239V159ZM19 159V158H18ZM17 159V160H18ZM109 159H111V160H113L114 162H115V165H116V167H115V169H114V171H110V169H108L107 171L106 170H104V165L108 162V160ZM183 159V160H184ZM189 159V158H188ZM192 159V158H191ZM22 160V159H21ZM21 160H20V162H21ZM29 160V159H28ZM28 160H27V158L25 159V161H27L28 162ZM36 160V159H35ZM194 161H196L195 160V158L193 159ZM23 161V160H22ZM24 161V162H25ZM30 161V162H31ZM37 161V160H36ZM44 161V160H43ZM54 161V160H53ZM186 161H187V159H186ZM16 162H18V161H16ZM19 162V163H20ZM26 162V163H27ZM52 162V161H51ZM67 162V163H66ZM175 162V161H174ZM185 162V161H184ZM183 162V163H184ZM190 163H192L191 165H194L193 164V162L192 161H189ZM188 162V163H189ZM4 163V164H5ZM21 163H23V162H21ZM29 163V162H28ZM27 163V164H28ZM83 163V162H82ZM92 163H95V165H96V167H94L93 166V164ZM111 163V162H110ZM113 163V162H112ZM171 163V162H170ZM182 163V164H183ZM186 163V162H185ZM184 163V164H185ZM188 163H187V165H188ZM189 163V164H190ZM196 163V162H195ZM181 164V163H180ZM179 164V165H180ZM11 165V166H12ZM16 165V164H15ZM39 165V164H38ZM38 165H36V167H35V165H34V167L35 168H37V166ZM144 165V164H143ZM158 165V164H157ZM162 165V164H161ZM169 165V164H168ZM191 165H188V167L190 166L191 167ZM2 166V165H1ZM4 166V165H3ZM8 166H10V165H8ZM28 166V165H27ZM30 166V165H29ZM51 166V165H50ZM52 166V167H53ZM5 168L7 167V164H5V166H4ZM19 167V166H18ZM108 167V166H107ZM157 167V166H156ZM160 167H162V166H160ZM11 168V167H10ZM48 168V167H47ZM53 168V169H54ZM66 168H70V169H72V170H75L76 171V165H70L69 167L67 166ZM106 168V167H105ZM163 168V167H162ZM9 169V168H8ZM15 169V168H14ZM65 169V168H64ZM107 169V168H106ZM160 169V168H159ZM158 169V170H159ZM171 169V168H170ZM172 169H173V167H172ZM1 170V169H0ZM11 170V169H10ZM25 170V169H24ZM162 170V169H161ZM2 171V170H1ZM0 171V172H1ZM4 171V170H3ZM29 171V170H28ZM27 171V172H28ZM64 171V170H63ZM153 171V170H152ZM10 172V171H9ZM23 172V171H22ZM26 172V171H25ZM24 172V173H25ZM35 172V171H34ZM33 172V173H34ZM157 172V171H156ZM160 172H162V171H160ZM7 173H8V171H7ZM11 173V172H10ZM9 173V174H10ZM29 173H31L30 171H29ZM36 173V172H35ZM34 173V174H35ZM54 173V172H53ZM61 173V172H60ZM158 173H159V171H158ZM158 173H157V175H158ZM260 173V172H259ZM34 174H28V173H26V177L25 178H27V180L29 181V182H36L38 179H37V177L38 176H35ZM37 174V173H36ZM39 174V173H38ZM37 174V175H38ZM59 174V173H58ZM152 174L153 173H151V174H149V175H151L152 176ZM160 174V173H159ZM229 174V173H228ZM262 175V177H263V180H262V186H264V172H262L261 173ZM6 175H8V174H6ZM11 175V174H10ZM19 175V174H18ZM41 175V174H40ZM156 175V173H154V175L153 176H155ZM156 175V177H154L155 178V184H156V182L157 183H159L160 181H161V175L162 174H160L159 176H157ZM12 176V175H11ZM10 176V177H11ZM20 176V175H19ZM148 177H150V176H148ZM16 178V177H15ZM21 178V177H20ZM152 178V177H151ZM153 178V179H154ZM166 178V177H165ZM222 178V177H221ZM41 179V178H40ZM43 179V178H42ZM166 179H168V178H166ZM11 180H14V178L13 179H11ZM16 180V179H15ZM18 181V180H17ZM19 182V181H18ZM24 182H25V179H24ZM27 182V181H26ZM44 182V181H43ZM153 182V181H152ZM163 182V181H162ZM42 183V182H41ZM47 183H48V181H47ZM110 183H111V185H110ZM154 183V182H153ZM27 184V183H26ZM33 184V183H32ZM44 184V183H43ZM154 184V185H155ZM31 185V184H30ZM38 185H39V182H38ZM41 185V184H40ZM47 185V184H46ZM153 185V184H152ZM151 185V186H152ZM165 185V184H164ZM191 185V184H190ZM195 185V186H194ZM1 186H3V185H1ZM166 186V185H165ZM225 186V185H224ZM223 185H221V186H219V191L218 192H225L223 189V187H224ZM27 187V186H26ZM33 187V186H32ZM192 187H197L198 189L199 188H201V192L203 193V195H204V197L206 198V197H209V195L212 193V191L214 190V188L216 187V182H214L213 181V179L211 178L210 179V181L209 182H206V183H197V182H195V183H193V186ZM228 187V186H227ZM227 187H225V189L227 190ZM31 188V187H30ZM60 188H62V187H60ZM99 188H103L104 190H103V192H100L99 193V191H98V189ZM191 188V187H190ZM196 188V189H197ZM40 188H38V186H37V188L36 189H34V188H31V194H32V196H33V199H31V200H34V201H37V199L38 198H42V197H40V195L42 196V193L40 192V190H39ZM49 189V188H48ZM59 189V188H58ZM164 189V188H163ZM197 189V190H198ZM166 190V189H165ZM223 190V191H222ZM23 191V190H22ZM28 191V190H27ZM48 191V190H47ZM46 190L44 191V193H46L47 192ZM64 191V190H63ZM56 192V191H55ZM58 192V191H57ZM56 192V193H57ZM59 192H60V190H59ZM217 192V193H218ZM30 193V192H29ZM51 193H53V191H51ZM55 193V194H56ZM72 193V194H73ZM76 193H74V196L76 197ZM227 193V192H226ZM65 194V193H64ZM66 194H67V192H66ZM70 194V193H69ZM219 194V193H218ZM58 195H60V194H56V196H57V198H58ZM78 195V194H77ZM137 195V194H136ZM194 195V194H193ZM203 195H202V197H203ZM31 196V197H32ZM56 196L54 197V198H56ZM73 196V197H74ZM134 196V195H133ZM140 196V195H139ZM166 196H168V199H169V195H166ZM186 196H188V195H186ZM52 198H53V196H51ZM70 197V196H69ZM184 197V196H183ZM190 197V198H189ZM189 197H187V198H189V199H191V202H193L194 201V199H193V196H189ZM54 198L52 199V200H54ZM135 198V197H134ZM133 198V199H134ZM139 198V200H141L140 199V197H138ZM185 198V197H184ZM70 199V198H69ZM167 199V200H168ZM142 200H143V197H142ZM142 200H141V206H143L144 204H143V202H144V200H143V202H142ZM166 200V201H167ZM193 200V201H192ZM162 201V200H161ZM185 201V200H184ZM51 202V201H50ZM37 203V202H36ZM145 203H147V202H145ZM162 203V202H161ZM189 203V202H188ZM163 204V203H162ZM51 205V204H50ZM146 205V204H145ZM174 205V204H173ZM52 206V205H51ZM65 206V205H64ZM148 206H149V208H148ZM147 206V208H148V210L147 209H145V208H141V207H139L140 209V218H139V226L138 227H140V228H146V229H149L150 227H149V223H150V221L152 220L151 219V217L153 218V216H154V213H156V212H154V211H152L151 209H150V207H152L150 204ZM31 207V206H30ZM53 207V206H52ZM51 207V208H52ZM56 207V206H55ZM154 207V206H153ZM164 207H165V205H164ZM172 206H170V208H168L167 210H166V208H164L165 209V213H167V215L169 216H174L175 217V219H176V221H175V223L174 224H172L171 225V228H168V230L167 231H162L163 233L162 234H159V232H157V230L155 231V229L153 230H151L150 232H141L142 234H139L141 237H142V239L143 240H145V242H143V240H142V242H139V250H137V247H136V251L139 253V255L138 256H136L137 258H135L134 259V257H133V260L130 258V262H127V261H125L126 259L125 258H127V257H125L124 258V256H123V254L125 253V252H120L119 251V253L118 254H120V256H117L118 258V260H116V262L118 261V263H116V264H141V262H142V260H144L145 261V259H144V257H146V259H148L147 261H145V262H147V263H145V264H151V263H153L152 261H156V260H158V261H161V260H159V259H161L162 257V252H163V250H162V246H160V244H159V242H158V240H160L161 238L163 239L164 238V240L166 239H168V241H170V242H174V243H176L175 245H176V247H175V250H173L174 251V257H172L171 256V258H172V260L171 259H166L165 260V258H163L162 259V261H161V263L160 264H241V262H240V258L238 259L237 258V254H242V253H246V254H248L247 252H250L251 251V249H250V246L248 245V244H250L251 243V241L253 240V241H255L254 239H252L248 244H246L249 240H247V241H244L245 243H243L242 241H239V240H241L242 238H245V236H243V237H241V239H240V237H239V240H237V239H235V240H237V241H229V244L231 243V246H225V248H222L221 247V250H219V248H218V250L215 248V249H212L211 247L210 248H208V249H212L211 251H209V250H207L208 252L207 253H202V256H200V257H197L196 258V256H191V257H189V255H188V257L187 256H185V254L183 253V249H184V246H185V244L187 243V242H189L190 241V239H188L190 236H192V238H193V236H194V238H195V236H197V234L199 235V234H201V237H202V233H199L197 230H195L194 232L193 231H191V233H189V234H187L186 233V229H188L187 228V225H186V227H185V221L187 220V219H193V218H195L194 216L196 215H194V213L193 214H186V213H180V210L179 209H176L175 207L174 208H171ZM50 208V209H51ZM134 208V207H133ZM132 208V209H133ZM163 208V207H162ZM6 209V208H5ZM149 209H150V211H149ZM161 209V208H160ZM163 210V209H162ZM183 210V209H182ZM263 210V209H262ZM9 211V210H8ZM54 211V210H53ZM167 211V212H166ZM264 211V210H263ZM7 212V211H6ZM13 212V211H12ZM12 212H10V213H12ZM15 212V211H14ZM39 212V211H38ZM56 212V211H55ZM106 212V213H107ZM163 212V211H162ZM237 212V211H236ZM39 213H42V211H40ZM54 213V212H53ZM133 213H134V211H133ZM160 213V212H159ZM206 213V212H205ZM238 214L240 213V212H237ZM236 213V214H237ZM261 214H262V212H260ZM138 214V213H137ZM163 214V213H162ZM199 214V213H198ZM208 214H210V213H208ZM211 214H213V213H211ZM216 214V213H215ZM237 214V215H238ZM260 214V215H261ZM5 215V214H4ZM14 215V214H13ZM71 215H73V213L71 214ZM107 215H109V214H107ZM131 215H132V213H131ZM139 215V214H138ZM166 215V214H165ZM241 215V213L239 214V216ZM260 215H258L259 216V218L261 217ZM60 216V215H59ZM73 216H75V215H73ZM77 216V215H76ZM75 216V217H76ZM132 216H134V214L132 215ZM157 216V215H156ZM161 216V215H160ZM167 216V217H168ZM207 216V215H206ZM208 216H210V215H208ZM215 216V215H214ZM242 216V215H241ZM257 216V215H256ZM78 217V216H77ZM110 217H111V215H110ZM211 217V216H210ZM218 216H216L213 220V223H215L214 225L217 227V228H215V226H214V229H219L218 228V226H220V224L222 225L223 224V222L224 221H228V220H223V222L221 221V219H219V218H217ZM236 217V216H235ZM238 217V216H237ZM237 217H236V219L235 220H237ZM255 217V216H254ZM9 218V217H8ZM14 218V217H13ZM12 218V219H13ZM157 218V217H156ZM169 218V217H168ZM206 218H209V217H206ZM131 219V218H130ZM136 219V218H135ZM151 219V220H150ZM158 219H159V217H158ZM212 219V218H211ZM219 219V220H218ZM254 219V218H253ZM195 220V219H194ZM208 220H210V219H208ZM153 221H155L154 219H153ZM189 221V220H188ZM187 221V222H188ZM192 221L193 220H190L188 223H190L191 222V224H193L192 223ZM221 221V222H220ZM233 221V220H232ZM243 220H242V218H239V220L238 221H235V223L234 222H227L225 225H226V228L228 229V231H229V229H230V231H231V229L233 228L234 229V231H233V234L235 233V231L237 232V227L239 226V225H241L242 226V222ZM245 221V220H244ZM209 222H212V221H209ZM257 222H258V217H257ZM257 222H256V224H257ZM49 223V222H48ZM59 223V222H58ZM132 223V222H131ZM130 223V224H131ZM135 223V222H134ZM154 223V222H153ZM133 224V223H132ZM245 224V223H244ZM243 224V225H244ZM255 224V223H254ZM50 225V224H49ZM209 225V224H208ZM212 225V224H211ZM129 226L130 225H128V226H126V227H128L127 229H129ZM132 226V225H131ZM191 226V225H190ZM256 226H258V225H256ZM9 227V226H8ZM188 227H189V225H188ZM211 227V226H210ZM221 227H223V226H221ZM220 227V228H221ZM249 227H250V225H249ZM252 227V228H251ZM250 228H251V230L253 229V228H255L254 226H251ZM260 227V226H259ZM32 228V227H31ZM53 228H55V227H52V229ZM72 228V227H71ZM133 228H134V226H133ZM140 228H134L135 230H139ZM186 228V229H185ZM197 228V227H196ZM199 228V227H198ZM224 228V230H227V229H225V226L223 227ZM222 228V229H223ZM242 228V227H241ZM241 228H240V230H241ZM8 229V228H7ZM51 229V230H52ZM126 229V228H125ZM202 229V228H201ZM207 229V228H206ZM208 229H210L209 231H212L211 229L212 228H208ZM243 231H248V232H250V234L252 235L253 233L251 232V231H249L250 229L248 228V226H243ZM259 229V228H258ZM44 230V229H43ZM49 230V229H48ZM65 230V229H64ZM68 230V229H67ZM72 230V229H71ZM163 230V229H162ZM194 230V229H193ZM127 231V230H126ZM140 231V230H139ZM149 231V230H148ZM201 231V230H200ZM207 231V230H206ZM214 231V230H213ZM253 231V230H252ZM255 231H257V230H255ZM260 231V230H259ZM258 231V232H259ZM47 232V230L45 231V233ZM52 232V231H51ZM68 232V231H67ZM130 232H131V229H130ZM133 232H134V230H133ZM202 232H205L204 230L202 231ZM215 232V231H214ZM214 232L213 233H211L212 235L214 234ZM225 232H227V231H225ZM254 232V231H253ZM53 233V232H52ZM58 233V232H57ZM125 233H129V231L128 232H125ZM206 233V232H205ZM204 233V234H205ZM216 233V232H215ZM229 233V232H228ZM231 233V232H230ZM229 233V234H230ZM244 233V232H243ZM256 234H257V232H255ZM51 234V233H50ZM49 234V232H48V235H47V237L50 235ZM66 232L64 231V234H55V235H58V236H56L55 238H58V245L60 246V244L61 243H59L60 242V240L62 241V242H64L65 241V239L66 238H68V237H66ZM69 234V233H68ZM68 234H67V236H68ZM227 234V233H226ZM246 234V233H245ZM43 235H46V234H43ZM127 235H129V234H127ZM131 235H132V233H131ZM130 235V236H131ZM215 235V234H214ZM213 235V237H217V236H214ZM217 235V234H216ZM228 235V234H227ZM249 235V234H248ZM254 235V234H253ZM258 235V234H257ZM28 236V235H27ZM211 235H209V238H211L210 237ZM234 236V235H233ZM54 237V236H53ZM70 237V236H69ZM137 237V236H136ZM198 237V236H197ZM196 237V238H197ZM200 237V236H199ZM207 237V236H206ZM227 237V236H226ZM235 237V236H234ZM254 237V236H253ZM252 236H251V238H253ZM49 239L48 240H50V237H48ZM55 238H53L52 239V241L53 240H55ZM153 238H154V240H153ZM196 238H195V240L194 241H197L198 243H199V241L198 240H196ZM258 237L256 236V239H257ZM29 239V238H28ZM45 239V238H44ZM74 239V238H73ZM141 239V238H140ZM199 239V238H198ZM221 239V238H220ZM233 239V238H232ZM249 239V238H248ZM3 240V239H2ZM38 240H40V239H38ZM69 240V239H68ZM67 240V241H68ZM104 240V239H103ZM139 240V239H138ZM164 240H163V242H164ZM188 240V241H187ZM191 240H193V239H191ZM213 240H215V239H213ZM218 240V239H217ZM223 240V239H222ZM245 240H246V238H245ZM55 241H57V240H55ZM71 241V240H70ZM98 241V240H97ZM119 241V240H118ZM128 241V240H127ZM137 241V240H136ZM141 241V240H140ZM154 241V242H153ZM162 241V240H161ZM212 241V240H211ZM258 241V240H257ZM101 242V241H100ZM105 242V241H104ZM152 242V243H151ZM163 242H161V243H163ZM170 242H168V243H170ZM214 242V241H213ZM212 242V243H213ZM260 242V241H259ZM42 244V242H40L39 241V243L38 244ZM47 243V242H46ZM67 243V242H66ZM68 243H69V241H68ZM71 243V242H70ZM73 243V242H72ZM88 243H90V242H88ZM125 243V242H124ZM128 243V242H127ZM168 243H167V245H168ZM195 243V242H194ZM197 243V244H198ZM200 243H201V241H200ZM203 243H205L204 245H206V242H203ZM210 243V242H209ZM208 243V244H209ZM211 243V244H212ZM254 244H255V242H253ZM0 244L1 245H4V242L3 241H1L0 242ZM22 244V243H21ZM21 244H20V246H21ZM33 244V243H32ZM85 244V243H84ZM102 244V243H101ZM101 244H95V246L93 245L90 249H89V253H87V254H85L84 256H82L81 257V259H79V262L78 263H76V264H102V263H104V262H102L103 261V259H102V256H103V253H104V248H103V246L101 245ZM126 244V243H125ZM130 244H132L133 246H135L137 243H130ZM165 244V243H164ZM193 244V243H192ZM216 244V243H215ZM214 244V245H215ZM252 244V243H251ZM253 244V245H254ZM23 245V244H22ZM43 245H46V244H43ZM43 245H41L42 246V248H43ZM58 245L56 246V247H58ZM62 245V244H61ZM67 244H65V245H63L64 246V248H65V246H66ZM121 245H123V244H121ZM138 245V244H137ZM163 245V244H162ZM172 245V243H170V246ZM195 245H196V243H195ZM201 245V244H200ZM203 245V244H202ZM31 246V245H30ZM40 246V245H39ZM47 246V245H46ZM45 246V247H46ZM62 246V247H63ZM69 246V245H68ZM68 246H67V248H68ZM120 246V245H119ZM124 246V245H123ZM133 246H129L128 245V247H127V245H126V247H127V251L129 250L130 251V249L129 248H131V247H133ZM163 246H165V245H163ZM198 246V245H197ZM3 247V246H2ZM18 247V246H17ZM16 247V248H17ZM35 247V246H34ZM49 247V249H50V247H51V249L49 250L48 248V251H47V249L46 248H44L45 250H46V252H45V254H44V256H47V255H52V254H55V253H58V252H55L56 251V248H55V250L53 249V247L52 246H48ZM61 247V248H62ZM116 247V246H115ZM122 246H120V248H121ZM125 247V248H126ZM171 247H174V244H173V246H171ZM201 247V246H200ZM252 247V246H251ZM16 248H14V249H16ZM59 248V247H58ZM61 248H59V250L61 249ZM63 248V249H64ZM86 248H88V246L86 247ZM124 247H122V249H123ZM125 248H124V250H125ZM197 248V247H196ZM204 247L202 246V249H203ZM261 248H262V246H261ZM260 248V249H261ZM263 248H264V246H263ZM32 249V248H31ZM34 249V248H33ZM37 249H40V247L39 248H36V252H37ZM62 249V250H63ZM116 249H118V248H116ZM198 249V248H197ZM201 249V248H200ZM259 249V250H260ZM17 250H18V248H17ZM43 250V249H42ZM41 250V251H42ZM44 250V251H45ZM61 250V251H62ZM67 250V249H66ZM125 250V251H126ZM132 250H135L134 248H132ZM255 250V249H254ZM262 250V249H261ZM0 251H2V250H0ZM30 251V250H29ZM32 251V250H31ZM40 250H39V252H41ZM61 251H59L60 253H61ZM77 251H78V249H77ZM83 251H85V250H83ZM88 250H86V252H87ZM118 251V250H117ZM127 252L126 254H129L130 252ZM135 251V252H136ZM171 251V250H170ZM173 251L172 252H170V253H173ZM200 251V250H199ZM263 251V250H262ZM20 252V251H19ZM19 252H18V254H19ZM55 252V253H54ZM67 252V251H66ZM132 252H134V251H131V253ZM187 252V251H186ZM205 252H206V249H205ZM255 252V251H254ZM260 252V251H259ZM258 252V253H259ZM264 252V251H263ZM262 252V253H263ZM13 253V252H12ZM15 253V252H14ZM137 253V254H138ZM252 253H253V251H252ZM257 253V252H256ZM255 253V254H256ZM37 254H39V253H37ZM42 254H43V252H42ZM59 254V253H58ZM57 254V255H58ZM66 254V253H65ZM64 254V255H65ZM136 254V255H137ZM165 254H167L168 255V252L166 253L165 252ZM164 254V255H165ZM188 254V253H187ZM199 254H200V252H199ZM198 254V255H199ZM13 255V254H12ZM39 255H41V254H39ZM163 255V256H164ZM167 255H165L166 257H167ZM201 255V254H200ZM254 255V254H253ZM252 255V256H253ZM257 255V254H256ZM260 255H262V254H260ZM42 256L43 255H41V258H42ZM56 256V255H55ZM216 257V259L217 260H215V258L214 257ZM219 256V257H218ZM246 256V255H245ZM255 256V255H254ZM259 256V255H258ZM12 257V256H11ZM52 257V256H51ZM54 257V256H53ZM57 257V256H56ZM170 257V256H169ZM186 257V258H185ZM192 257H194V258H192ZM256 257V256H255ZM9 258V257H8ZM49 258V257H48ZM104 258V257H103ZM212 258H214V259H212ZM246 258V257H245ZM260 258V257H259ZM42 259H44V258H42ZM46 259V258H45ZM44 259V260H45ZM51 259V258H50ZM57 259V258H56ZM72 259V258H71ZM125 259V260H124ZM184 259V261L183 262H181V260H183ZM247 259V258H246ZM250 258H249V256H248V260H249ZM251 259H252V262H253V258L251 257ZM251 259H250V261H251ZM48 260V259H47ZM58 260V259H57ZM129 260V259H128ZM132 260V261H131ZM243 260V259H242ZM245 260V259H244ZM3 261V260H2ZM6 261V260H5ZM9 261V260H8ZM53 261H55V258H54V260ZM52 261V262H53ZM246 261V260H245ZM244 261V263H246ZM258 261V260H257ZM44 262H47V261H44ZM181 262V263H180ZM226 262V263H225ZM249 262V261H248ZM247 262V263H248ZM261 262V261H260ZM107 263V262H106ZM143 263V262H142ZM156 263V262H155ZM159 263V262H158ZM0 264H4V263H0ZM6 264V263H5ZM26 264V263H25ZM74 264V263H73ZM154 264V263H153ZM243 264V263H242ZM253 264H257L256 262H254Z\"/></svg>",
	"mask_w": 264,
	"mask_h": 264
}]
</instances>
